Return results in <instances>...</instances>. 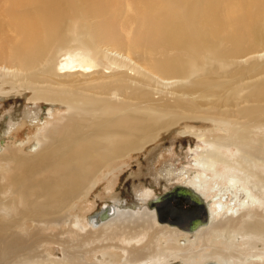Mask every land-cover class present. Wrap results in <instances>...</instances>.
Wrapping results in <instances>:
<instances>
[{
    "label": "bare ground",
    "instance_id": "obj_1",
    "mask_svg": "<svg viewBox=\"0 0 264 264\" xmlns=\"http://www.w3.org/2000/svg\"><path fill=\"white\" fill-rule=\"evenodd\" d=\"M94 20L98 22L91 23ZM118 30L127 32L131 51L143 47V70L128 57L123 62L110 60L104 69L114 70L111 75L119 77H106L103 73L109 72L98 71L104 57L98 49L108 45L120 49ZM70 36L78 39V47L72 50L66 47L70 39L75 42ZM222 40L229 43L233 55L259 54L255 49L264 45V0H0V67L12 70L2 73L0 87L12 88L1 98L28 91V100L61 105L68 111L30 136L23 134L25 138L7 146L0 141V264L13 257L29 264L43 243L62 246L64 264H76L77 250L116 237L130 245L132 257L141 258L147 251L155 254L137 264H264V248L260 255H249L264 246V81L241 84L228 96L207 93L203 105L215 110L206 111L205 119L197 117L202 112L198 102L177 99L159 104L180 107L178 117L167 118L154 108L158 103H152L149 91L135 82L148 83L153 76L189 81L194 74L206 72L213 61L220 66L206 73L225 68L221 60L211 57ZM174 53L178 57H172ZM35 71L40 75L36 79ZM239 72L245 82L263 74L264 66L252 63ZM71 73L89 78V83L62 80ZM131 73L141 76L133 80L138 86L128 81ZM20 74H26L24 80ZM43 74L61 83L53 88L42 85ZM19 81L24 83L16 89ZM201 85V92H208V82ZM77 87L78 94H65ZM84 87L92 96L79 93ZM112 92L121 99L111 100ZM199 120L210 123L213 130L193 134L206 149L195 148L196 172L179 184L201 197L208 212L206 225L188 232L159 222L155 209L146 203L161 195L150 199L145 193L143 198L150 200L141 210L149 219L141 210L133 215L106 206L89 218L98 231H85L79 215L71 214L69 229L63 230L68 213L89 196L100 178L112 175L114 165L142 152L162 131L181 121ZM230 147L235 153L226 157ZM19 149L29 152L31 160L20 156ZM228 191L234 200L237 192L242 197L227 204L221 193ZM103 211L108 213L105 219L100 217ZM112 216L115 220L107 224ZM218 242L222 251L213 249L220 246ZM100 247L93 245L86 252L95 253Z\"/></svg>",
    "mask_w": 264,
    "mask_h": 264
},
{
    "label": "rangeland",
    "instance_id": "obj_2",
    "mask_svg": "<svg viewBox=\"0 0 264 264\" xmlns=\"http://www.w3.org/2000/svg\"><path fill=\"white\" fill-rule=\"evenodd\" d=\"M97 22L98 20H94L91 23ZM118 31L119 32L117 33H119V36L121 35L120 49L116 48L115 50V48L110 45L101 46L98 49L100 54L104 56L100 59L101 65L98 71L105 73L109 72L106 74L103 73V75L106 77H119L117 73L111 75L114 70L104 69L105 67L110 65V60L123 62L128 61L126 59L128 57V59L130 58L131 60L130 63H136V67L139 66L141 67L140 71L143 70V61L145 58V52L142 51L143 47L142 50H132V52L131 49L128 48L129 42L127 32L123 30ZM73 37L74 36H70V38ZM74 38L75 42H70V40L74 39H70L68 41L69 45L66 46L68 49L69 47H71V50L76 46L78 47V39L76 36ZM263 48L264 45L261 48L255 49L256 51H259V54L243 55L245 52H241L240 56H236L231 54V47L229 46V43L222 40L218 48L219 50H217L215 54H212L211 57L216 60H221V62L226 65L225 68H218L216 69V72L210 71L209 73H206L207 71L220 66L217 61H213L207 66L206 72L202 70L191 76V78L189 79L190 83H188L189 81H186L184 79L181 80V78H173V80H168L158 78L157 76H153L154 79L152 78V81L148 83L146 81L145 83H142L138 80H135V82L139 85L138 86L136 84L138 87L142 88L143 86L144 91H149V93L151 94L152 103H158V105H154V108L158 111L165 112L167 118L178 117L182 113L179 110L180 107L177 108V103L175 104V106L169 107H165L159 104L165 103L166 101H170L171 103H173V101L177 99L179 100V103L186 102L187 104H191L192 102H198L200 104V109L202 110V112L197 114V117H199L200 119H205L207 117L205 115L206 111L212 112L215 110L211 109L209 105H203L205 103L203 96H206L207 93L209 94L212 92H221L222 94L228 96L231 95L233 91L240 90L242 88V85L246 86L247 83L253 85L264 81L263 73L257 77L259 81L257 78H254L252 80L246 78L243 80L246 83L242 82L241 78H243L244 76H241V72H239V70H243V68L248 67L252 63H257L259 67H263ZM172 57H178V54L174 53ZM156 59H159V57ZM140 60L142 61V63ZM2 67L4 68L5 66ZM118 70L120 69H117V71ZM8 71L10 72L12 70L5 69L0 72V81L3 82V80L1 79L3 76L2 73H6ZM35 73L36 75L33 77L34 79H36L35 77L40 76L37 71H35ZM71 74L70 76L68 74L67 76L69 77L62 78V80L66 81V83H68L69 81H75L77 85L78 81L84 83L85 85L86 83H89V78H81V76L79 77L77 74H73V76ZM204 75H206L207 77L205 78ZM18 77H20V80H24L26 74H20ZM42 77L46 80V83H43L42 85L50 84L51 88H53L56 83H61V80L54 79L51 76H46L45 74H43ZM130 77L132 79H129L128 81L131 82L132 80V83H134V78H141V76L137 73H131ZM6 79L11 80V78H8V76L6 77ZM248 80H250V82ZM202 81L204 83L208 82V92H201V89L203 88L201 87L203 86L201 85ZM22 83L20 81L17 82L18 85H16V87L22 85ZM180 86H182V89L184 90H191V93L183 95L182 92L179 91L182 90ZM79 87L81 89L83 86ZM11 88L12 87L10 85L1 84L0 94H2V92L10 91ZM16 89H19V87H17ZM85 89L86 87H84L82 89L83 91H80L79 93L87 96H92V92H89ZM248 91L249 89H247V91L244 90L243 94ZM75 93L78 94V87L77 90H68L65 94L68 96H72ZM30 95L31 92L27 91L25 95H14L2 98L0 96V141L4 143L3 145L7 146L8 143H13V140L22 139V137L25 138L23 134L30 136L35 133L37 128L44 126V123H54L68 114L66 107L57 104L53 107L47 103L30 101L27 98ZM120 99V96L117 97L116 92H112L111 100L119 101ZM247 105L248 104H245L244 106ZM48 113H52L51 116H49ZM185 113L187 114V116H189L190 111ZM211 130H213V126L210 123L199 120L195 122L181 121L169 131H162L157 139L153 143L147 145L142 152L133 155L132 158H129L126 161L119 162L118 164H116V166L114 165V171L112 175L108 176L107 179L100 178V181L97 182V185L93 188V191L89 193V196L84 200L81 199L80 201H78L79 204L77 202V209L74 212H69L67 216H69L70 214L79 215L80 219L82 220L81 223L83 224V226L85 225V231L94 233L98 231V229L95 226L90 225L91 221H89V218L92 215L100 212L103 208H107L106 206L117 208L119 212H125L129 214L131 213L134 215L136 212H139L141 210L144 201L162 195L173 186H181V184L179 183H187V181L191 179V177L196 172L194 167L193 152L195 148L199 146L204 150L206 149V147H204L193 134H208ZM46 144L47 141L44 140L42 152L44 151ZM209 148L210 147H207L208 150ZM229 150V152H225V155H227L226 157H230V154L235 153V148L230 147ZM18 154L26 160H31L30 158H28L29 152H24L23 149H19ZM261 169L263 170L262 167H260V170ZM221 172L224 173V171ZM145 193H149L151 198L145 200V198H143V194ZM221 194H223L222 199H224V202H226L227 204H230L232 202L235 204L238 198L242 197L241 193L239 192L236 193L237 200H234L232 198L233 193L230 191L222 192ZM139 213L144 216L147 215V212H142V210ZM70 216L67 217V221H69H66L65 223H68V225L64 224L63 230L69 229L68 227L70 225V221L72 220ZM114 218L115 216H112V218L108 220L107 224H111L115 220ZM147 218L149 219V217L145 216V219ZM158 225L159 224L155 222V226ZM155 226L153 223H151L152 228H155ZM90 227L92 229H90ZM168 227L171 228V226ZM49 232L50 231H48L47 233ZM64 236L67 237V234H64ZM146 239L147 238H144V240ZM218 239H221V241H225V239H223L222 237ZM96 244H99V246H101V249L97 250L95 253L86 252L88 251L87 248H90ZM216 245L220 246L213 249L222 251L221 242H218ZM243 247L244 246H242V251H244ZM257 248L259 250L249 251V255H260V253H262L260 251L264 248V246H260ZM130 249V245L121 243L120 239L116 237L111 241L109 240V242L101 241L96 242L92 245L83 246V248L79 250L80 252L78 250L75 252L74 255L76 259L74 256L73 258L74 261L76 260V264H137L138 262L147 260L151 256L155 255L154 253H149V251H147L146 254L141 258H135L128 254ZM62 250V246L58 245L57 243H43L38 248L37 256L30 259L28 263L64 264L66 258L64 257ZM79 260L80 262H78ZM26 261L27 260H23L19 257H13L5 259L2 264H24ZM174 264H179V262H174Z\"/></svg>",
    "mask_w": 264,
    "mask_h": 264
},
{
    "label": "water",
    "instance_id": "obj_3",
    "mask_svg": "<svg viewBox=\"0 0 264 264\" xmlns=\"http://www.w3.org/2000/svg\"><path fill=\"white\" fill-rule=\"evenodd\" d=\"M146 206L155 209L159 222L188 232L208 222L207 208L201 197L184 186H173L158 198L148 201ZM107 214L103 211L100 217L105 219Z\"/></svg>",
    "mask_w": 264,
    "mask_h": 264
}]
</instances>
